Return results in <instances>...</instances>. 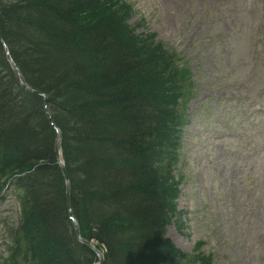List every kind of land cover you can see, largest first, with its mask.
I'll use <instances>...</instances> for the list:
<instances>
[{
    "label": "trees",
    "instance_id": "16d2710c",
    "mask_svg": "<svg viewBox=\"0 0 264 264\" xmlns=\"http://www.w3.org/2000/svg\"><path fill=\"white\" fill-rule=\"evenodd\" d=\"M98 2L0 0V12L8 18L13 39L21 46L19 61L32 63L33 68L25 70L54 99L56 115L50 110L63 135L62 150L71 181L70 203L82 232L90 235V230L95 231V240L108 247V264H121V257H127L128 264H151L156 252L168 262L171 248L160 238L167 222L161 216L170 201L169 191L164 188L167 178L157 157L144 156L149 150L145 144L152 137L157 139L159 131L150 132V116L138 105L135 95L137 88L142 91L153 87L152 78L137 62L162 61L143 52L139 49L142 45L122 36L119 29L106 34L102 25L78 27L76 15L85 10L82 7ZM44 17L60 24L58 31L47 32L51 42L42 33L49 30V22H42ZM58 41L65 45V56L73 54L81 60L61 67L55 61L45 73L40 67L45 60L42 56ZM46 42L44 52L36 49ZM151 121L154 124L155 118ZM34 126L40 127L39 121ZM34 150L40 159H51L52 139L44 138L43 145L35 142ZM45 173L52 181L41 199L43 220L62 250L58 252L63 257H74L76 243L68 247L56 232L58 213L65 204L61 175L56 167Z\"/></svg>",
    "mask_w": 264,
    "mask_h": 264
},
{
    "label": "rangeland",
    "instance_id": "374dc122",
    "mask_svg": "<svg viewBox=\"0 0 264 264\" xmlns=\"http://www.w3.org/2000/svg\"><path fill=\"white\" fill-rule=\"evenodd\" d=\"M127 1L135 11L129 22L131 26L143 18L149 34L156 33L158 41L180 52L193 64V75L201 89L193 104L197 105L202 96L212 94L215 103H212L211 117L220 123L222 119L228 120L226 137L219 138L213 147L217 169L209 171L204 158L199 163L196 155H192L197 153L202 157L213 153L210 145H201L200 131L204 124L193 116L189 127L192 131L188 135L193 144L182 160L186 184L177 200V210L183 213L177 216L182 226H170L168 237L188 254L197 241L204 242L201 251L213 256V264H264V243L260 237L264 226V198L261 197L264 141L259 143L264 122L256 119L254 124L258 125L253 126L250 135L239 126L248 117L247 111L260 103L259 93L264 87V0ZM43 21L49 22L46 23L49 30L42 33L51 42L49 34L58 31L60 24L46 17ZM49 42L36 49L44 52ZM57 43L60 45L51 44L42 56L45 60L40 67L45 73L55 61L61 67L81 60L73 54L65 56V45ZM223 97L228 101H223ZM263 104L264 99L262 108ZM222 166L227 167V176L241 181V184L236 182L235 193L232 191L235 199L229 201L225 199L227 191L223 192V185L217 179ZM203 170L209 176L207 183L200 179L199 173ZM12 208L10 200L1 202L0 217H8L13 222L16 213ZM127 261V257L120 259L121 264H128Z\"/></svg>",
    "mask_w": 264,
    "mask_h": 264
},
{
    "label": "bare ground",
    "instance_id": "6f19581e",
    "mask_svg": "<svg viewBox=\"0 0 264 264\" xmlns=\"http://www.w3.org/2000/svg\"><path fill=\"white\" fill-rule=\"evenodd\" d=\"M92 218H106V217H104V216H98V217H92Z\"/></svg>",
    "mask_w": 264,
    "mask_h": 264
}]
</instances>
